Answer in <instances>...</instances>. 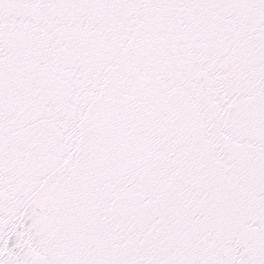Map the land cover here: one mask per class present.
Masks as SVG:
<instances>
[{"label": "snow or ice", "instance_id": "1", "mask_svg": "<svg viewBox=\"0 0 264 264\" xmlns=\"http://www.w3.org/2000/svg\"><path fill=\"white\" fill-rule=\"evenodd\" d=\"M0 264H264V0H0Z\"/></svg>", "mask_w": 264, "mask_h": 264}]
</instances>
